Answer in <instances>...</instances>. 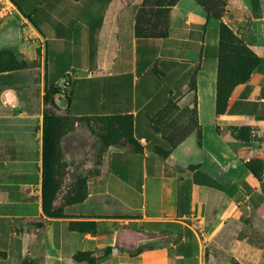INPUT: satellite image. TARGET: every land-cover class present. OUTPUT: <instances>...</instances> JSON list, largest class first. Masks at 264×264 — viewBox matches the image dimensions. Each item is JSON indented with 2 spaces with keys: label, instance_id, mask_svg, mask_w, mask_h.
<instances>
[{
  "label": "crops",
  "instance_id": "obj_1",
  "mask_svg": "<svg viewBox=\"0 0 264 264\" xmlns=\"http://www.w3.org/2000/svg\"><path fill=\"white\" fill-rule=\"evenodd\" d=\"M11 1L16 13L0 28V264H89L74 259L82 253L96 264H205V235L230 222L264 225V173L246 167L264 163V0H222L221 20L179 0L159 39L136 36L137 12L123 0ZM116 12L121 34L106 59ZM222 24L260 62L218 115ZM66 77L72 117L130 116L140 149L106 156L97 146L78 174L91 171L86 200L50 219L43 97ZM195 97L202 147L189 132ZM74 222L95 233L72 231Z\"/></svg>",
  "mask_w": 264,
  "mask_h": 264
},
{
  "label": "trees",
  "instance_id": "obj_2",
  "mask_svg": "<svg viewBox=\"0 0 264 264\" xmlns=\"http://www.w3.org/2000/svg\"><path fill=\"white\" fill-rule=\"evenodd\" d=\"M179 0H171L166 11L165 24L160 25L161 8L150 4L149 0L142 9L137 19L135 34L137 37L164 38L168 34L167 20L170 10ZM200 5L208 18L215 17L221 20L225 10L222 0H194ZM157 24V25H156ZM150 25V26H149ZM142 26V27H141ZM149 26V27H148ZM220 53L217 70L216 86V113L222 115L227 108L229 98L234 89L248 82L259 65V58L255 55L244 41L238 38L233 31L222 24L220 31ZM71 83L65 78L64 87L60 85L47 86L43 97L45 111L43 124V154H42V209L47 218H61L65 216L64 208L83 203L88 196V183L91 171L85 177H78L70 184L65 180V146L64 140L74 130V124L81 121H103L96 133L102 143V149L114 147L119 151H138L139 145L134 138V121L130 116H112L104 118H75L69 114V92ZM62 90L65 92L63 93ZM191 90L195 91V80L192 81ZM64 102V107L61 102ZM197 100L193 102L192 109L188 112L191 120L189 132L196 130L198 145L202 147V132L197 121ZM108 123H107V122ZM106 123L108 125H106ZM246 167L257 178L261 179L264 173V163L260 160H251ZM61 204L56 203L60 201ZM94 223L74 222L71 223L72 231L82 234L95 233ZM92 254L82 253L74 257L76 261L87 260L89 264H96L91 258ZM24 264H33L25 261Z\"/></svg>",
  "mask_w": 264,
  "mask_h": 264
},
{
  "label": "rangeland",
  "instance_id": "obj_3",
  "mask_svg": "<svg viewBox=\"0 0 264 264\" xmlns=\"http://www.w3.org/2000/svg\"><path fill=\"white\" fill-rule=\"evenodd\" d=\"M170 1L171 0H149L150 4H153L155 7L163 5L160 11V14H162L161 23L160 25L158 24V26H163L165 24L166 11L168 10ZM146 2H148V0L122 1L123 4L125 3L123 6H126V8L130 7L128 9L129 13L137 12V18L142 13V9ZM120 18L121 14L116 12L112 15L108 24V29L106 31V59L113 56L115 51L113 43L110 40L111 36L113 37L116 34H121L119 30L121 26ZM64 83L65 80L60 85L63 87ZM107 123L106 125H108ZM103 124V121L100 123L95 120L77 122L74 124V130L70 133L69 137L64 140L66 184H70L77 179L79 176L78 174H82L83 171L89 167L93 156L91 154L97 146L102 145L96 131L99 126ZM113 150L117 149L112 146L106 148V156ZM204 245L205 264H264V225L254 226L230 222L226 224L223 229L214 232L211 236L208 237V235H205Z\"/></svg>",
  "mask_w": 264,
  "mask_h": 264
},
{
  "label": "built area",
  "instance_id": "obj_4",
  "mask_svg": "<svg viewBox=\"0 0 264 264\" xmlns=\"http://www.w3.org/2000/svg\"><path fill=\"white\" fill-rule=\"evenodd\" d=\"M16 13V7L11 0H0V28Z\"/></svg>",
  "mask_w": 264,
  "mask_h": 264
}]
</instances>
